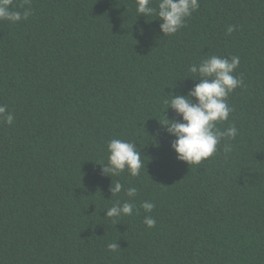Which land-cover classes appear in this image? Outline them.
Instances as JSON below:
<instances>
[{"label": "trees", "instance_id": "1", "mask_svg": "<svg viewBox=\"0 0 264 264\" xmlns=\"http://www.w3.org/2000/svg\"><path fill=\"white\" fill-rule=\"evenodd\" d=\"M30 7L0 20V106L15 117L0 122V264H264V0H199L174 35L136 0ZM212 55L240 58L244 86L216 125L238 134L189 165L171 148L163 123L181 117L166 101L187 95L199 82L189 69ZM111 139L136 144L139 176L102 174ZM117 181L137 188L136 211L108 218L129 200L111 196Z\"/></svg>", "mask_w": 264, "mask_h": 264}, {"label": "clouds", "instance_id": "2", "mask_svg": "<svg viewBox=\"0 0 264 264\" xmlns=\"http://www.w3.org/2000/svg\"><path fill=\"white\" fill-rule=\"evenodd\" d=\"M29 5L24 11H14L13 0H0V20L17 23L26 20L32 15L30 0H25ZM152 0H136V12L146 17L155 15L162 23L160 31L163 35H174L186 25L188 18L198 10L199 0H158L156 7H152ZM137 15V16H138ZM235 26H229L227 31L231 34ZM240 63L239 56L230 59L212 55L203 59L198 65L191 66L189 71L198 74L199 82L195 84L187 95H171V100L166 101L167 108L181 117V120H169L163 123L169 135L174 137L171 148L176 153L177 159L189 165H198L217 152V146L224 137L235 139L238 129L230 125L226 130L220 131L216 125L218 122L228 120L233 109L228 105L229 95L237 88L244 86L241 76L235 74ZM192 98H195L193 101ZM14 115L6 106H0V122L11 125ZM108 163L102 165V174L119 176L127 170L131 176L136 177L145 168L141 153L135 143L121 139H111L107 143ZM225 151H230L231 146H224ZM101 165V164H100ZM124 189L119 181L111 184V196L120 193ZM126 195L128 201L122 204L117 202L107 208L106 217L119 219L122 216H131L136 211L131 200L137 194L136 187H128ZM141 207L146 213H151L155 204L150 201L142 203ZM149 228L156 225V220L147 215L143 221ZM109 251H117L120 245L117 242L108 244Z\"/></svg>", "mask_w": 264, "mask_h": 264}]
</instances>
